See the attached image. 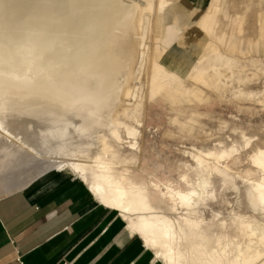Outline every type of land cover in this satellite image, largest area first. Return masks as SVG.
Here are the masks:
<instances>
[{"label":"bare ground","instance_id":"bare-ground-1","mask_svg":"<svg viewBox=\"0 0 264 264\" xmlns=\"http://www.w3.org/2000/svg\"><path fill=\"white\" fill-rule=\"evenodd\" d=\"M121 1L40 0L39 4L54 7L47 9L32 6L33 0H0V23L5 25H0V138H8L25 151V157L30 153L31 158L51 163L54 169L76 175L97 200L117 209L166 264H264V220H244L233 209L227 216L213 212L212 218L205 217L208 202L220 200L219 194L208 191L215 168L209 160L218 163L233 151L195 149L196 162L208 176H199L194 184L185 176L179 185L149 164L150 153L143 145L138 147L130 140L137 135L130 121L139 117L145 96L132 105L139 97L137 91L133 98L131 93L121 102L123 121L112 118L121 104L115 108L105 105V98L117 93L109 89L112 82H120L117 76L113 80L111 75L105 86L108 89H102L107 83L103 77L110 74L111 50L119 39H135L139 8L140 14L152 9L151 0ZM22 2L19 11L15 6ZM16 14L24 16H20L17 38L12 40L6 17ZM146 16L144 13L145 33ZM79 19L84 46L80 65L56 54L59 50L66 53L69 45L76 44L71 36L77 34ZM204 21L196 17V24ZM125 22L127 30L121 29ZM130 91L127 87L126 98ZM83 138L90 142L82 143ZM250 143L248 140L247 145ZM250 160L261 171L259 179L246 176L252 208L264 214V148H258Z\"/></svg>","mask_w":264,"mask_h":264},{"label":"rangeland","instance_id":"rangeland-1","mask_svg":"<svg viewBox=\"0 0 264 264\" xmlns=\"http://www.w3.org/2000/svg\"><path fill=\"white\" fill-rule=\"evenodd\" d=\"M253 2L254 0L251 10L254 8ZM119 3L122 1L119 0ZM150 3L152 9H145L144 12L146 17H149L147 33L142 27L144 13L140 14L139 8L134 37L132 34L135 39L131 41L124 37L113 44V60L109 63L110 74L103 77L107 83L102 89H108L105 86L111 81V75L113 80L117 76L120 82L110 84L109 89L117 91L118 94L115 92L110 99L105 98V105L114 104L115 108L118 103L128 100L131 93L133 98L136 91L139 99L134 100L132 105L139 101L142 95V99L145 96L139 117L130 121L131 127L137 133L136 137L130 140L138 147L143 145L148 151L147 154L150 153L149 164L159 167L160 172L167 175L173 183L183 185V179L186 178L189 184H194L199 176H208L207 170L196 162L195 149L203 152L233 151L218 163L209 160L215 168L210 177L212 183L208 191L219 194L220 200L216 203L208 202L210 209L204 208L205 217L212 218L213 212H222L223 216H227L233 209L244 215V220H264L262 211L252 208L250 186L246 179V176L250 179L261 177V171L253 165L250 156L258 148H264V55L256 52L246 56L237 54L234 56V63L223 58L216 59V64L209 63L206 58L199 59L196 56L200 55V51L193 44L183 48L182 40L177 42V36L181 35L173 32L166 23L172 22V26L179 30L177 20H170L172 16H180V19L190 21L192 16L215 7L217 0H164L162 3L151 0ZM23 5L22 2L15 7L19 10ZM184 7L190 9L184 10ZM33 13L35 16V9ZM246 13L250 15L252 11L248 10ZM228 14L226 23L233 28L237 20L235 10L229 7ZM20 16L24 15L6 17L9 39L17 38ZM194 21L196 23V18ZM35 23L36 17L33 24ZM0 25L5 26L3 23ZM76 26L77 34L71 36L76 44L69 45L66 53L59 50L56 54L70 62L75 60L80 65L84 56V46L79 35L82 27L80 19L76 21ZM128 28L126 22L121 25L123 30ZM254 32H258L257 27ZM237 37L235 35V38ZM259 43L261 44L260 41L257 44ZM203 46V51L213 52L218 45L213 41H205ZM142 51H145L144 57L140 53ZM27 65L24 63L23 67ZM241 78L247 81H236ZM127 87L131 91L126 98ZM122 106L124 105L115 108L116 111L110 107L115 111L112 118L120 122L123 121V115L120 113ZM110 120L111 118L106 121ZM120 128L122 131L123 127ZM74 138L76 139L75 135ZM248 140L251 142L249 145ZM81 142L88 144L90 140L83 138ZM3 143L10 144L6 137L1 138L0 145ZM1 154L3 151H0ZM23 155L21 151L15 150L8 160L0 163V179L5 184L26 189L40 180L37 169L44 166V162ZM129 166L135 168L136 164L129 163ZM224 166L228 167V171ZM71 177L83 184L76 175ZM184 188L187 186L184 185ZM225 199L228 204L224 202ZM140 238L144 241L141 236ZM146 246L149 247L147 244ZM149 248L155 254V250ZM158 258L166 264L163 257Z\"/></svg>","mask_w":264,"mask_h":264},{"label":"crops","instance_id":"crops-1","mask_svg":"<svg viewBox=\"0 0 264 264\" xmlns=\"http://www.w3.org/2000/svg\"><path fill=\"white\" fill-rule=\"evenodd\" d=\"M253 5L251 10L252 0H217L215 7L190 21L184 15L183 19L172 16L179 30L172 22L166 26L181 35L176 39L182 40L183 48L193 44L200 51L199 59L234 63L237 54L264 55V0H254ZM229 7L237 19L233 28L226 23ZM196 17L205 18L204 23L196 24ZM205 41L218 46L205 52ZM15 150L21 151L11 143L1 144L0 163ZM37 171L40 180L26 189L0 179V264H164L117 209L97 200L67 170L45 164Z\"/></svg>","mask_w":264,"mask_h":264},{"label":"flooded vegetation","instance_id":"flooded-vegetation-1","mask_svg":"<svg viewBox=\"0 0 264 264\" xmlns=\"http://www.w3.org/2000/svg\"><path fill=\"white\" fill-rule=\"evenodd\" d=\"M35 3H32V6H39L41 8H47V9H53L54 7H52V5L49 4H39L38 2H40V0H33ZM64 3L69 2V0H62Z\"/></svg>","mask_w":264,"mask_h":264}]
</instances>
